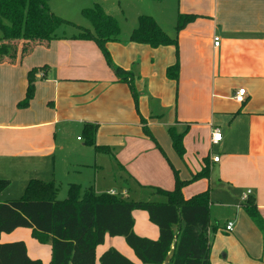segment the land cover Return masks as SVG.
Here are the masks:
<instances>
[{"label": "crops", "instance_id": "obj_1", "mask_svg": "<svg viewBox=\"0 0 264 264\" xmlns=\"http://www.w3.org/2000/svg\"><path fill=\"white\" fill-rule=\"evenodd\" d=\"M198 1L195 9L180 8L195 19L179 28H171L168 18L156 19L177 38V50L122 38L106 43L114 63L134 74L137 109L128 85L117 81L92 40L59 36L21 61L0 63V179L8 185L14 180L23 194L34 181L52 182L58 194L64 185L86 187V172L97 193L152 200L160 197L153 187L174 188V171L190 181L207 159L208 176L187 183L182 194L188 199L209 191L210 264H264V228L241 206L250 190L264 221V0ZM177 61L179 75L173 80L166 69ZM33 68V97L18 107ZM239 88L246 90L243 103L234 99ZM141 118L151 137L143 132ZM87 122L97 124L95 143L109 153L88 150L81 137ZM171 127L184 133L182 157L173 147ZM214 129L221 132L217 143L211 142ZM106 165L117 169L120 187L103 174ZM7 187L0 202L10 198V192L3 194ZM132 217L137 235L159 237L146 211L133 210ZM229 221L233 228L226 231ZM121 237L105 235L95 248V264L109 248L139 262ZM17 240L25 243L30 258L50 262L51 243L39 242L30 228L0 235L1 242Z\"/></svg>", "mask_w": 264, "mask_h": 264}, {"label": "trees", "instance_id": "obj_2", "mask_svg": "<svg viewBox=\"0 0 264 264\" xmlns=\"http://www.w3.org/2000/svg\"><path fill=\"white\" fill-rule=\"evenodd\" d=\"M48 1L0 0V63L21 61L37 46L48 47L59 37L57 29L68 22L50 10ZM82 14L91 22L93 29L81 27L79 33L71 37L96 43L117 81L128 85L137 109L138 94L133 72L115 64L106 47L107 42L120 41L117 20L105 13L99 4L83 9ZM180 25L178 22L176 28ZM123 42L178 48L177 38L166 34L150 15H139L136 27ZM35 69L29 72L27 93L18 107L27 106L33 97ZM166 75L170 79H178V61L167 67ZM141 123L143 132L151 137L143 118ZM96 130V123H84L82 135L85 143L92 145L96 153H109L108 147L95 143ZM168 132L174 149L182 157L185 153L184 133H178L172 127ZM205 161L206 165L190 181L180 180L174 171L172 190L153 187L154 193L164 197V201L130 200L109 192L97 193L92 185L83 189L79 184H70L67 197L58 199V189L52 182L34 181L20 198L0 202V235L18 227L30 228L32 237L41 243H51V260L47 264H95V248L103 243L106 234L122 236L139 262H133L115 248H109L100 255V264H165L167 261L168 264H210L209 191L188 199L182 194L187 183L208 176L207 159ZM7 185V181L0 179V192ZM37 188L39 193L34 195ZM241 206L263 231L264 221L255 200L248 196ZM133 210L147 212L150 222L159 229L157 239L134 232ZM0 264L44 263L30 258L25 243L17 240L0 241Z\"/></svg>", "mask_w": 264, "mask_h": 264}, {"label": "rangeland", "instance_id": "obj_3", "mask_svg": "<svg viewBox=\"0 0 264 264\" xmlns=\"http://www.w3.org/2000/svg\"><path fill=\"white\" fill-rule=\"evenodd\" d=\"M203 2L204 1H201V3ZM199 3L200 2L198 0H49L48 1L50 10L55 15L63 18L64 20L68 22V23L61 25L57 29V34L59 36H69L70 37L72 35L78 34L81 27L92 30L93 29L92 24L82 14V10L85 8L93 7L95 4H99L101 5L105 13L113 16L117 20L119 27H120L119 38H122V39H127L129 32L134 27H136L137 18L139 15H150L155 20L156 19L161 20L164 18L166 19L168 18L167 20L170 21V23L168 22L169 23L168 25L171 28H173L174 26L175 27L178 26V22H180V24H184L187 22V20L191 21L195 19L193 17L183 16L182 12H180V8L182 9L194 8L195 9V7H197V4ZM178 13L180 14V16H178ZM163 25H162L163 29H166V26H163ZM0 36H1V31H0ZM77 135H80V134H77ZM81 137H83V135ZM82 141L83 142L85 141L84 138ZM87 146H88V150H90V152L94 155L95 154L94 147L91 145H87ZM105 167L108 170L104 171L103 174L106 175V177L108 178L110 182L116 183L115 185L116 188L120 187V184L122 182L119 178L120 176H119V173L117 172V169L114 168V171H113L112 166L106 165ZM84 175L85 176H83L84 180H82L83 182L82 184L83 186L87 185L86 187H88L89 183L92 180H90V182H87L88 181V178L86 177L87 173L85 172ZM86 187H82V188L84 189ZM59 191L60 192L57 194L58 195L57 198L65 199L67 197L68 188L64 185L61 188H59ZM7 192H10V196H8L10 198L8 199H18L21 197V195H23V192H18V190L15 189L14 180L11 181V183L8 185L7 189L5 190L3 194H6ZM147 197L148 196H145V197L142 196V198L140 199L146 200L148 199ZM152 200L164 201V197L162 196L155 197ZM212 221L213 220L211 219V222ZM219 221L221 223L222 220L219 219ZM213 225H216V224L213 223ZM139 231H142V230H139ZM121 240H123L122 237H121ZM115 242L119 246L118 243L120 241L116 239Z\"/></svg>", "mask_w": 264, "mask_h": 264}, {"label": "built area", "instance_id": "obj_4", "mask_svg": "<svg viewBox=\"0 0 264 264\" xmlns=\"http://www.w3.org/2000/svg\"><path fill=\"white\" fill-rule=\"evenodd\" d=\"M213 42H214V45H218L219 38L217 36H214L213 37ZM245 98H246V90H245V88L237 89L235 94H234L235 101H237L239 103H243L245 101ZM220 139H221V132L218 129H214L213 132H212V136H211V142L217 143ZM218 159H219L218 156H214L213 157V161H218ZM112 194H114V193H112ZM249 194H250V190H248L243 195V199L246 200ZM232 228H233V222L229 221L226 224V231H231Z\"/></svg>", "mask_w": 264, "mask_h": 264}]
</instances>
